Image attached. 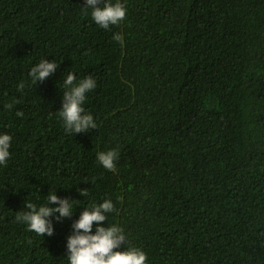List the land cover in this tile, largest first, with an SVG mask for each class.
Here are the masks:
<instances>
[{"label": "trees", "instance_id": "1", "mask_svg": "<svg viewBox=\"0 0 264 264\" xmlns=\"http://www.w3.org/2000/svg\"><path fill=\"white\" fill-rule=\"evenodd\" d=\"M121 2L104 29L85 0H0V264H69L73 222L105 199L146 264H264V0ZM42 59L58 67L33 83ZM68 72L96 80L95 129L65 130ZM50 191L74 209L40 236L17 215Z\"/></svg>", "mask_w": 264, "mask_h": 264}, {"label": "clouds", "instance_id": "2", "mask_svg": "<svg viewBox=\"0 0 264 264\" xmlns=\"http://www.w3.org/2000/svg\"><path fill=\"white\" fill-rule=\"evenodd\" d=\"M103 5V6H101ZM92 9V18L101 28L108 29L110 26L118 25L126 17L127 8L116 0H85V6ZM114 40L123 43L120 33L113 36ZM58 67V63L53 60L42 59L30 70L33 83L42 82L52 75ZM64 91L62 108L59 115L63 118L65 130L68 133L87 132L89 129L97 127L93 116L86 113L83 107L86 100V93L95 89L96 80L89 75L86 78L76 81L74 72L66 73L63 80ZM23 83L18 86V90H23ZM11 108L12 105H6ZM17 115H23L17 112ZM12 137L8 133L0 134V164H6L10 156V146ZM118 152L115 149L106 152H99L97 160L108 170L115 169V161ZM82 195H87L86 189L80 190ZM46 205L37 206L34 203L25 202L28 211H21L17 215V220L28 226L29 231L37 235H53L54 226L50 217L55 213L56 220L68 218L74 209V200L68 197L61 198L55 192L50 191L47 196ZM50 205H55L54 207ZM115 206L111 199H105L98 205L85 208L78 220L72 224V234L67 238V257L69 264H146L147 254L140 248L129 247L127 244L124 229L113 224L107 227L103 222L108 219V213L115 212ZM97 225L93 234V226ZM126 244V250H117L121 245Z\"/></svg>", "mask_w": 264, "mask_h": 264}]
</instances>
